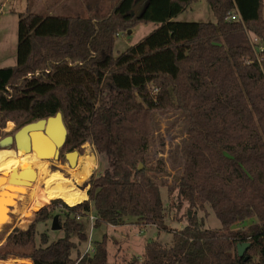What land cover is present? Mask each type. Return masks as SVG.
Instances as JSON below:
<instances>
[{"label": "trees", "instance_id": "trees-1", "mask_svg": "<svg viewBox=\"0 0 264 264\" xmlns=\"http://www.w3.org/2000/svg\"><path fill=\"white\" fill-rule=\"evenodd\" d=\"M194 1L144 0L139 11L133 10L136 0H108L106 12L87 16L38 13L30 6L18 13L16 62L0 68V129L8 119L21 126L60 111L64 147L90 142L102 170L86 180L87 198L79 203L34 202L33 221L6 236L0 260L264 264V50L256 51L247 35L264 46L263 0H206L214 22L172 20ZM235 8L240 20H228ZM149 22L159 26L113 55L118 33ZM171 111L186 117L187 136L180 175L167 184L156 180L166 171L148 165V150L155 113ZM161 186L177 209L184 202L193 213H185L181 228L166 224ZM208 209L219 228H206L196 217L198 211L208 216ZM89 213L93 228L153 225L170 232L171 243L148 240L140 260L113 262L104 235L91 253L72 258L70 235L84 238L75 218ZM55 214L64 235L50 240L36 224ZM241 242L249 245L239 257Z\"/></svg>", "mask_w": 264, "mask_h": 264}, {"label": "rangeland", "instance_id": "rangeland-1", "mask_svg": "<svg viewBox=\"0 0 264 264\" xmlns=\"http://www.w3.org/2000/svg\"><path fill=\"white\" fill-rule=\"evenodd\" d=\"M143 2L144 0H136L137 6L135 10L138 9L140 11L143 6ZM86 3H88L87 8L84 6ZM27 6H30L31 11L38 13L51 12L70 16H87L93 14L94 12L100 14L106 12L108 8V0H0V68L12 66L16 62L18 13L24 12ZM261 14L264 18V0ZM172 20L178 22H214L215 18L206 0H197L191 3L184 11L175 16ZM158 26L159 25L155 22L141 23L130 29L129 33H118L113 45V55L117 56L128 46L136 44ZM155 121V131L151 138L148 150V165L151 167L159 165L161 169L166 171L165 174H161L156 177V180L159 183L164 182L172 184L179 177L185 159L184 144L187 136V119L183 114L171 111L155 113ZM21 126H18L12 120L8 119L4 123V127L0 129V138L6 135H12ZM4 149L15 153L11 145ZM74 149L78 151L77 160H81L82 156L85 154H91L94 157L96 168L91 175L97 174L102 170L99 156L90 142H85ZM21 152L23 153L24 151L21 150ZM63 160L64 159L62 157L61 161ZM47 162L46 166L50 170H52L51 168H54L51 166V163H58L53 159H49ZM67 167L70 166L64 165L61 168L62 171L58 169L54 170L63 173L66 178H68L69 175L66 174ZM85 182L86 180L82 182L81 185L76 184V188L83 192L86 191L87 186L84 187ZM32 193V189H28V193L25 194L23 200H16L17 204L15 207H9L8 216L10 218V223H6L0 227V247L4 243L6 236L14 228L25 229L27 225L33 221L34 212L37 210H31V205L41 198L47 199V197L43 196L42 189H40L35 201ZM160 196L165 206L169 208L167 209L166 224L170 229L181 228L186 223L185 213L189 212L190 217L193 213L187 209V204L184 202L180 209H177L175 206V199L167 196L165 186H161ZM50 200L42 206L48 204ZM66 204L69 205L68 203ZM172 204L174 207H171ZM26 211L31 212V215L28 216V218H25L23 215ZM195 215L197 218H203L204 227L206 228L220 227L218 219L212 212H210L209 209L208 216H204V213L201 211H198ZM90 216H92L91 213L85 216H79L78 220L76 218V221H78L82 226L84 238H78L75 234L70 235L71 241L75 243V248L71 250L72 258H76L78 255H83L86 252L91 253L95 241H100L104 235L106 236L105 246L108 254V260L113 262H127L133 258L140 260L144 252V245L148 240H157L167 245H169L172 240V234L170 232L158 231L153 225L140 226L132 222H126L125 224L117 226L104 224L100 227L93 228V222ZM51 221L52 220H48L45 223L38 222L36 224V230L37 233L46 231L50 240H56L57 238L62 237L64 233L60 229L52 230ZM250 222L251 220L245 221L242 224L234 225L233 228L245 227Z\"/></svg>", "mask_w": 264, "mask_h": 264}, {"label": "bare ground", "instance_id": "bare-ground-1", "mask_svg": "<svg viewBox=\"0 0 264 264\" xmlns=\"http://www.w3.org/2000/svg\"><path fill=\"white\" fill-rule=\"evenodd\" d=\"M46 141L49 142L50 140L46 138ZM51 156V153L49 155H37L35 150L28 153H22L21 150L15 153L6 149L0 150V177L1 173L6 172V179H8V174L13 170H26L35 174L34 180L29 185L9 184L7 181L0 185L2 191L0 197V227L10 223L9 209L5 206L9 204L15 207L16 200H23L25 194L28 193V189H32L34 201L37 199L40 189H42L44 197L50 199L61 198L69 205H74L87 198L86 192L78 190L76 184L81 185L95 170L94 157L91 154H85L81 160H77V164L69 165L72 168H66V174L69 175L66 178L63 173L57 170L52 171L46 166ZM10 197L13 198V201Z\"/></svg>", "mask_w": 264, "mask_h": 264}, {"label": "water", "instance_id": "water-1", "mask_svg": "<svg viewBox=\"0 0 264 264\" xmlns=\"http://www.w3.org/2000/svg\"><path fill=\"white\" fill-rule=\"evenodd\" d=\"M137 3L133 6L135 10ZM129 33L130 30L128 29ZM67 136V129L63 122L62 114L57 111L54 115H49L44 118H39L34 121L23 124L14 134L16 148L18 150H23L25 153L32 152L35 150L37 155H49L52 154L51 158L56 159L59 154V149L64 145ZM48 138L50 141H46ZM12 137L6 135L0 138V149H4L10 146ZM48 142V143H47ZM65 157L70 166L75 165L78 151L73 149L65 153ZM141 168V165H139ZM35 174L30 173L26 170H13L8 174V179H6V172L1 173L0 185L7 181L9 184H20L29 185L34 180ZM2 191L0 190V197L2 196ZM11 198V197H10ZM13 201V198H11ZM10 205L7 204L5 208L9 209ZM189 216V212H188ZM51 229H60L58 224V217L54 215L51 221ZM249 245L248 242H241L236 244V252L239 257L244 255V252ZM264 257V256H263ZM247 260V256L243 258Z\"/></svg>", "mask_w": 264, "mask_h": 264}, {"label": "flooded vegetation", "instance_id": "flooded-vegetation-1", "mask_svg": "<svg viewBox=\"0 0 264 264\" xmlns=\"http://www.w3.org/2000/svg\"><path fill=\"white\" fill-rule=\"evenodd\" d=\"M16 132V131H15ZM15 132L10 135L12 137V141L10 143L12 149H14V151L16 152L17 148H16V144H15V139H14V134ZM73 150V149H71ZM71 150H68L67 148L64 147V145L59 149V154H58V157L56 159H53V158H50V159H53L55 160V162H58L57 164L55 163H51V166H53L54 168H51L52 170L54 169H58V170H61V168L66 165V166H69L68 164V161L65 157V153L71 151ZM63 157V161H61V158ZM62 171V170H61Z\"/></svg>", "mask_w": 264, "mask_h": 264}, {"label": "built area", "instance_id": "built-area-1", "mask_svg": "<svg viewBox=\"0 0 264 264\" xmlns=\"http://www.w3.org/2000/svg\"><path fill=\"white\" fill-rule=\"evenodd\" d=\"M227 19L228 20H240V15H239L236 8H235V12H233L227 16ZM247 35H248V39H249L250 44L252 45V47L256 51L264 50V46L260 43L259 39L254 34L248 32ZM76 218L78 220L79 216H76ZM90 218H91V220H93V216H90Z\"/></svg>", "mask_w": 264, "mask_h": 264}, {"label": "crops", "instance_id": "crops-1", "mask_svg": "<svg viewBox=\"0 0 264 264\" xmlns=\"http://www.w3.org/2000/svg\"><path fill=\"white\" fill-rule=\"evenodd\" d=\"M84 6L87 8L88 7V3L84 4ZM91 6V5H90ZM49 14H55L56 13H51L49 12ZM58 15V14H57ZM31 264V261L30 259H18V258H9L8 260L6 261H0V264Z\"/></svg>", "mask_w": 264, "mask_h": 264}]
</instances>
